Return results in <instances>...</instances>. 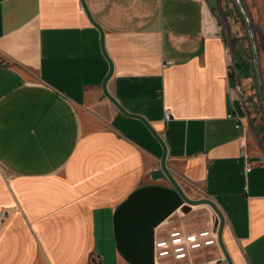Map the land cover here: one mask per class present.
I'll use <instances>...</instances> for the list:
<instances>
[{"label":"crops","instance_id":"0c3cea01","mask_svg":"<svg viewBox=\"0 0 264 264\" xmlns=\"http://www.w3.org/2000/svg\"><path fill=\"white\" fill-rule=\"evenodd\" d=\"M232 1L83 0L125 116L80 0H0V264H153L156 239L213 227L152 178L162 146L134 117L222 214L231 264H264V119ZM237 1L264 64V0ZM193 258L228 264L219 244Z\"/></svg>","mask_w":264,"mask_h":264},{"label":"built area","instance_id":"2783aa9c","mask_svg":"<svg viewBox=\"0 0 264 264\" xmlns=\"http://www.w3.org/2000/svg\"><path fill=\"white\" fill-rule=\"evenodd\" d=\"M238 4V1L235 0ZM239 5V4H238ZM240 13L248 25V18L239 5ZM230 114L228 118H231ZM168 113H164V119L168 120ZM239 123L240 121L237 120ZM218 246L217 232L213 227H208L199 231L188 232L184 234H171L166 237H160L153 243V264H167L170 259H179L189 257L193 253ZM95 264H97L95 262Z\"/></svg>","mask_w":264,"mask_h":264},{"label":"rangeland","instance_id":"374dc122","mask_svg":"<svg viewBox=\"0 0 264 264\" xmlns=\"http://www.w3.org/2000/svg\"><path fill=\"white\" fill-rule=\"evenodd\" d=\"M235 7H237L236 14L238 15L237 20L235 21V31H237V35H240V38L243 40L246 46L247 54L250 59L251 64V70H252V82L250 83V89L248 91L251 92L250 100L256 101L257 107L260 109V113L263 115L264 119V64L262 63L261 58V48L262 44L260 46L258 41V29L254 25V22L251 20L250 17L247 16L246 11L243 10L246 17L248 18V25L244 21V18L242 17L239 9V2L238 4L234 1H232ZM241 7V6H240ZM242 8V7H241ZM231 13L233 12V9L231 8ZM220 14H222V11H220ZM223 22V23H222ZM221 24H224V26H227L226 20L224 17H222V21L220 20ZM262 88V97L260 95L259 88ZM2 217V216H1ZM193 264L199 263L198 259H192V255L189 257H181L179 259H170L167 261V264H190L192 262ZM91 264H93L91 262Z\"/></svg>","mask_w":264,"mask_h":264},{"label":"water","instance_id":"95a60500","mask_svg":"<svg viewBox=\"0 0 264 264\" xmlns=\"http://www.w3.org/2000/svg\"><path fill=\"white\" fill-rule=\"evenodd\" d=\"M80 1H81L82 7H83L88 19L90 20L92 25L99 32L102 54H103V56L105 57L106 61L109 64L108 73L105 76V78L103 79V82H102V85H101L102 92H103L104 96L118 109L119 112H121L125 116H129V115H127L124 112V110L115 102V100L106 91V82L108 81V79L112 75V65H111L110 61L108 60V58L106 57V54H105V51H104V47H103V33H102V30L100 29V27L98 25H96L91 20L89 14H88V11H87V9H86V7L84 5L83 0H80ZM259 90H260L261 98H263L262 97V88H261V86H260ZM134 118L139 119L140 121H142V123L148 128V130L152 133V135L157 139V141L162 146V156H161V159H160V169L158 171H155V172L152 173V175H151L152 178L153 179H159V178H164L165 177L170 182L172 187L176 190V192L180 195V197L182 198V200L186 204L183 207V210H182L183 213H188L190 211V208L194 207V206L206 205V206L210 207V209L213 211L214 216H215L213 229L217 230V241H218L219 247H220V249H221V251H222V253H223V255H224V257H225V259L227 261V263L231 264V262H230V260L228 258V255L226 254V251L224 249V246L222 244V240H221L222 230H223V226H224V219H223L222 214L220 213V211L218 210V208L216 207V205L212 201H210L208 199H201V200L193 201V200L188 199L184 195V193L182 192L181 188L178 186V184L176 183V181L174 180V178L172 177V175L169 173V171L166 168V165H165L166 150L164 148L163 143L161 142L159 137L152 131V129L148 126V124L143 119H141L140 117H134Z\"/></svg>","mask_w":264,"mask_h":264}]
</instances>
